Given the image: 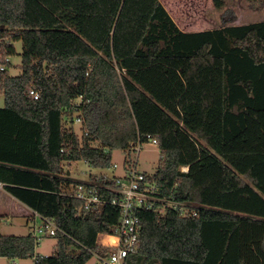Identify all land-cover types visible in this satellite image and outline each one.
<instances>
[{
	"label": "trees",
	"instance_id": "obj_1",
	"mask_svg": "<svg viewBox=\"0 0 264 264\" xmlns=\"http://www.w3.org/2000/svg\"><path fill=\"white\" fill-rule=\"evenodd\" d=\"M0 93V184L62 231L46 256L31 233H0V257L86 264L121 212L86 211L65 165L113 167L150 136L149 180L197 215L142 209L126 264H264V20L185 31L161 0H0Z\"/></svg>",
	"mask_w": 264,
	"mask_h": 264
},
{
	"label": "built area",
	"instance_id": "obj_2",
	"mask_svg": "<svg viewBox=\"0 0 264 264\" xmlns=\"http://www.w3.org/2000/svg\"><path fill=\"white\" fill-rule=\"evenodd\" d=\"M3 69L4 67L1 66V70ZM33 94L35 98L38 97L37 92H33ZM75 123L80 125L81 119L77 118ZM147 139V142L157 145L155 138L148 136ZM145 143L139 141L133 145L131 150L136 157L131 161L126 160L119 173L113 176H100L102 180L100 185L96 179L89 183L77 182L70 187L71 193L84 201L86 211L110 203L117 206L121 212L118 222L111 230L99 234L97 238L98 250L92 253L95 264H126L129 256L139 252L142 224L138 213L142 209L154 210L160 214L175 209L179 210L181 216L197 215L195 211H190V202L178 201L172 193L170 195L163 194L157 185L149 180V174L138 169L139 153ZM113 167L119 168L116 164ZM181 170L187 172L188 167L184 166ZM101 189L115 193L116 197L108 199L100 194ZM30 221L32 224L30 233L38 242L47 236L56 237L58 232H62L52 217H43L37 212H32ZM33 264H39L37 257L33 258Z\"/></svg>",
	"mask_w": 264,
	"mask_h": 264
},
{
	"label": "rangeland",
	"instance_id": "obj_3",
	"mask_svg": "<svg viewBox=\"0 0 264 264\" xmlns=\"http://www.w3.org/2000/svg\"><path fill=\"white\" fill-rule=\"evenodd\" d=\"M223 8H216L211 0H161L170 12L175 22L184 30L212 29L230 24H246L259 20H264V2L250 0H225ZM16 53L10 55L8 60L9 73L12 76L21 72V52L23 43L15 42ZM5 105V97L0 93V108ZM79 123L76 124V131L81 135ZM136 157L134 152H123L115 149L112 153L113 165L119 168H95L85 160L74 161L65 165L66 173L69 171V178L74 182L89 183L98 179L102 175L113 176L122 170V165L126 160H133ZM160 160V150L158 145L147 142L142 145L139 153L137 167L139 170L153 175L157 170ZM24 206L15 198L5 192L0 185V233L7 235H24L32 230L31 221L26 215ZM40 255H50L56 249V239L53 236L42 238L37 247ZM0 264H12L11 260L0 257ZM22 264H33L32 259H26ZM86 264H95L92 257Z\"/></svg>",
	"mask_w": 264,
	"mask_h": 264
},
{
	"label": "crops",
	"instance_id": "obj_4",
	"mask_svg": "<svg viewBox=\"0 0 264 264\" xmlns=\"http://www.w3.org/2000/svg\"><path fill=\"white\" fill-rule=\"evenodd\" d=\"M184 30V29H183ZM201 30H203V29H200V30H197V31H201ZM185 31H196V30H185ZM1 186H2V184H0ZM24 206V205H23ZM24 210H25V212H26V215L28 214V215H32V212H31V210L30 209H28L27 207H25L24 206ZM28 220H30V218H28ZM37 251H38V249H37ZM39 252V251H38ZM40 253V252H39ZM41 254V253H40ZM27 259H32L33 260V258H27ZM24 260H26V259H16V260H11V262H12V264H22V262H24Z\"/></svg>",
	"mask_w": 264,
	"mask_h": 264
},
{
	"label": "water",
	"instance_id": "obj_5",
	"mask_svg": "<svg viewBox=\"0 0 264 264\" xmlns=\"http://www.w3.org/2000/svg\"><path fill=\"white\" fill-rule=\"evenodd\" d=\"M69 174H70V172L68 171V172H67V175L69 176Z\"/></svg>",
	"mask_w": 264,
	"mask_h": 264
}]
</instances>
